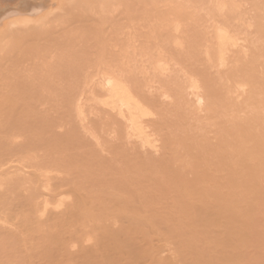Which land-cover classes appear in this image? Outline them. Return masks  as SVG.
Returning a JSON list of instances; mask_svg holds the SVG:
<instances>
[{
	"label": "bare ground",
	"instance_id": "obj_1",
	"mask_svg": "<svg viewBox=\"0 0 264 264\" xmlns=\"http://www.w3.org/2000/svg\"><path fill=\"white\" fill-rule=\"evenodd\" d=\"M261 2L0 0V264H264Z\"/></svg>",
	"mask_w": 264,
	"mask_h": 264
},
{
	"label": "rangeland",
	"instance_id": "obj_2",
	"mask_svg": "<svg viewBox=\"0 0 264 264\" xmlns=\"http://www.w3.org/2000/svg\"><path fill=\"white\" fill-rule=\"evenodd\" d=\"M259 1H262L261 3H262V5H263V3H264L263 0H259ZM248 19H249V18H248ZM248 19H246V20H248ZM59 110H60V109H59ZM59 110H58V111H59ZM61 111H62V110H61ZM61 111H60V112H61ZM39 112H40V111H39ZM39 112H38V115H39ZM44 113H45V115H47V116L49 117V118H48V117H46L45 115H43V116L46 117V120H47V119L49 120L50 117L53 115V114H52L51 116H49V115H48L49 113H46L45 110H44V112H42L41 114H44ZM54 115H56V118H57V116H59L60 114L57 115V111H56V112L54 113ZM61 115H62V114H61ZM36 116H37V114H36ZM39 116H41V118H42V115H39ZM37 117H38V116H37ZM45 117H44V119H45ZM53 117H54V116H52L51 119H53ZM59 117H60V116H59ZM32 119H33V118H32ZM34 119H35V117H34ZM34 119H33V120H34ZM38 119H39V118H38ZM51 119H50V120H51ZM59 119H61V118H59ZM46 120H45L44 123H46ZM43 121H44V120H43ZM57 121H58V120H57ZM74 121H75V120H74ZM33 122H35V121H33ZM48 122H49V121H48ZM48 122H47V123H48ZM52 122H55V119L52 120ZM59 122H60L59 124H61V122H63V121L60 120ZM36 123H37V121H36ZM56 123H58V122H56ZM69 123H70V122H69ZM62 124H63V123H62ZM62 124H61V125H62ZM75 124L77 125V123H75ZM78 124H80L79 127H81V128H79V129L81 130V129H82V124L79 123V122H78ZM32 125H33V127H34V123H32ZM38 125H40V124H38ZM38 125H37V126H38ZM44 125H45V124H44ZM50 125H51L52 129H54V130L57 129L55 133L58 134V133H62V132H63V134H65L64 131H63V128H64V127L61 128L63 125L60 126V127H59V126L54 127V126H55L54 123H53V124L50 123ZM53 125H54V126H53ZM57 125H58V124H57ZM66 125H67L68 127H70V125H69L67 122H66V124H65V127H66ZM73 125H74V122H73ZM73 125H72V126H73ZM45 126H48V124L45 125ZM45 126H43V127H45ZM86 126H88V125L86 124ZM68 127H67V128H68ZM74 127H77V126H74ZM35 128H36V126H35ZM35 128H34V131L36 132ZM47 128H48V127H47ZM49 128H50V127H49ZM71 128H72V131L74 132L73 127H71ZM30 129H31V126H30ZM52 129H51V130L49 129V130H50L49 133H51ZM75 129H76V128H75ZM83 129H84V128H83ZM83 129H82L81 131H78V130H77V131H78V134H79L80 132H82L83 136H85L86 134L83 133V131H84ZM31 130H32V129H31ZM47 130H48V129H47ZM49 130H48V131H49ZM61 130H62V131H61ZM69 130H70V129H69ZM32 131H33V130H32ZM34 131H33V132H34ZM48 131H47V135H48V137H49V136L51 137L52 134L49 135ZM58 131H60V132H58ZM72 131H70V132H72ZM45 132H46V130H45ZM53 132H54V131H53ZM70 132H69V133H70ZM73 132H72V133H73ZM75 132H76V130H75ZM66 133H67V132H66ZM72 133H70L71 136H72ZM28 134H31V131H30V133H28ZM73 134H74V133H73ZM80 134H81V133H80ZM82 134H81V136H80L81 138H83V137H82ZM31 135L33 136L34 134H31ZM31 135H28V137L30 136V139H31L29 142H31L32 139H33V137H32ZM60 135H62V134H60ZM76 135H77V133H76ZM56 136H57V135H56ZM58 136H59V135H58ZM65 136H66V134H65ZM68 136H69V135H68ZM71 136H70V137H71ZM31 137H32V138H31ZM44 137H45V136H44ZM48 137H47V138H48ZM54 137H55V135H54ZM59 137H60V136H59ZM59 137H58V138H59ZM85 137H86V136H85ZM85 137H84V140H86V138H88V136H87L86 138H85ZM45 138H46V137H45ZM58 138H57V139H58ZM77 138H78V135H77ZM26 139H27V138H26ZM26 139H25V141H26ZM59 139H60V138H59ZM79 139H80V138H79ZM28 140H29V139H28ZM81 140H82V139H81ZM81 140H80V141H81ZM84 140H83V141H84ZM87 140L89 141V138H88ZM33 141H34V140H33ZM88 141H87V143H88ZM85 142H86V141H85ZM19 143L22 144V143H24V141L19 142ZM83 143H84V142H83ZM87 143H86V144H87ZM27 144H29V143L27 142ZM27 144H26V145H27ZM30 144H32V142H31ZM24 146H25V145H24ZM28 146H30V145H28ZM19 147H20V146H19ZM24 148H25V147H24ZM82 149H83V147H82ZM87 149H88V148H86V149H84V150L87 151ZM87 152H89V150H88ZM88 164H89V163H88Z\"/></svg>",
	"mask_w": 264,
	"mask_h": 264
}]
</instances>
